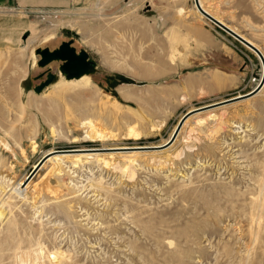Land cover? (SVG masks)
<instances>
[{
  "label": "rangeland",
  "instance_id": "obj_1",
  "mask_svg": "<svg viewBox=\"0 0 264 264\" xmlns=\"http://www.w3.org/2000/svg\"><path fill=\"white\" fill-rule=\"evenodd\" d=\"M65 3L0 5V264H264V85L190 114L167 147L119 148L164 144L190 109L251 92L259 56L194 0ZM204 3L264 54V0ZM71 38L96 63L91 83L58 92L59 74L36 93L32 49ZM92 100L108 102L103 140L85 123ZM132 124L143 138H124ZM62 149L77 151L15 190Z\"/></svg>",
  "mask_w": 264,
  "mask_h": 264
},
{
  "label": "water",
  "instance_id": "obj_2",
  "mask_svg": "<svg viewBox=\"0 0 264 264\" xmlns=\"http://www.w3.org/2000/svg\"><path fill=\"white\" fill-rule=\"evenodd\" d=\"M194 2L196 4V6L199 8V10L204 14V16L209 18L211 21H213L219 27L228 31L234 37H236L240 41L244 42L247 46H249L251 49L256 51L257 54L259 55L260 59L262 60L263 64H264V54L262 53V51L260 50L259 47H257L255 44L248 42L245 38H243L234 29L228 27L224 23H222L219 20H217L216 18H214L210 13H208L205 9H203V7L200 4V0H194ZM74 43H75V39L71 38L69 40H63L61 42V44L54 49H50L49 47H44V48L39 47V48L35 49L36 55L39 56V59L37 61V65L41 68H46V70H44L43 72H41L40 74H38L35 77L36 80H39V79L45 77V80H43L41 83L34 86L33 89L36 93H38V94L42 93V91L45 88L49 87L54 82H56L59 74H62L63 76L66 77V79L70 80V79H74V78H81L85 74H94L96 72V70H97V68H96L97 66L95 65L96 63L90 57V53L88 52V50L86 48L78 49ZM53 63H59V66H58L59 71L58 72H54L52 70V64ZM263 85H264V76H263L260 84L251 92H248V93L242 94V95H237V96H234L231 98H226V99L220 100L218 102H213V103H210L211 105L207 104V105L199 107L198 110L187 112L184 115V117L182 118V120L180 121L176 130L174 131L172 137L167 142H165L164 144H161L160 146L159 145H150L146 149H159V148H164V147L171 145L175 141V139L177 138L179 131H180V128L183 124V121L193 112H196L199 110H204V109L215 108V107H219V106H223L226 104H230L233 102L243 100L247 97L255 95L257 90L262 88ZM64 150H67L70 152L77 151L76 149H62V150H58V151H64ZM49 156L50 155L47 154L40 161V163L37 165L35 170L31 173V175L24 182V185H26L27 182L31 179V177L40 169V167L42 166L44 161Z\"/></svg>",
  "mask_w": 264,
  "mask_h": 264
},
{
  "label": "bare ground",
  "instance_id": "obj_3",
  "mask_svg": "<svg viewBox=\"0 0 264 264\" xmlns=\"http://www.w3.org/2000/svg\"><path fill=\"white\" fill-rule=\"evenodd\" d=\"M195 3V2H194ZM200 4H201V6L203 7V9H205L208 13H210L214 18H216L217 20H219L220 22H222V23H224L225 24V21L222 19V18H220V16H218V14L217 13H214L213 12V10H210V8H208L207 6H206V4L204 3V0H200ZM196 5V4H195ZM196 12H198L197 14H198V17L199 18H203V17H206V16H204V14L199 10V8L196 6ZM180 13H182L183 15H186L187 17H188V12L183 8V7H181V9H180ZM207 18V17H206ZM209 19V18H208ZM210 20V19H209ZM225 25H227V24H225ZM228 26V25H227ZM228 27H230V26H228ZM231 28V27H230ZM232 29H234V28H232ZM236 32H238L237 31V29H234ZM47 32V31H46ZM41 33V32H40ZM239 33V32H238ZM240 34V33H239ZM55 35H56V33L55 32H50V33H47V35H45V41L47 42V41H50L51 39H53L54 37H55ZM243 38H245L248 42H250V43H252V44H255L251 39H249L248 37H246L244 34H240ZM35 40V39H34ZM30 42V41H29ZM244 43V42H243ZM245 44V43H244ZM27 45L28 44H26L24 47H27ZM256 45V44H255ZM24 50H26V49H24ZM254 51V50H253ZM256 54H257V52L256 51H254ZM32 53H33V56H34V64H33V67H35L36 65H37V61H38V59H39V57L36 55V53H35V47L32 49ZM258 55V54H257ZM259 56V55H258ZM260 58V57H259ZM38 67V66H37ZM36 70V69H35ZM61 78H62V80L61 81H59V82H57L56 84H54L53 85V87L55 86V85H57L58 87H57V91L58 92H60L62 89H65V88H68V87H74V84H84V85H86V84H89V83H91V76L90 75H84V76H82L81 78H76V79H72V80H68V79H66L65 78V76H61ZM190 85V84H189ZM264 87V86H263ZM262 88H260L259 90H257V92H256V94L258 93V92H260V90H261ZM120 92L124 95V96H126V97H130V92H131V89H129V88H126V87H122L121 89H120ZM186 92V91H185ZM200 92H201V94H205V92H206V90H205V88L204 87H202L201 89H200ZM240 95H242V94H240ZM251 97V96H250ZM103 98V97H102ZM149 98V97H148ZM248 98V97H247ZM141 99H143V98H141ZM180 99H181V101H186L187 99H188V95L185 93V94H182V96L180 97ZM246 99V98H245ZM101 100V99H100ZM97 101L96 102V105H95V102L92 100V102H94V105H93V108L92 109H90V107L89 108H87L85 111H84V114H89V117L87 118V120L88 121H85V123L88 125V127H90L91 128V130L92 131H96V133L99 135V137H100V140H103L104 138H105V127H103L101 124H98L97 122H96V120H95V117L96 118H100V117H104V114L105 113H102L104 110L105 111H107V101H104V103H102V101ZM104 100V99H103ZM149 100V99H148ZM218 102V101H217ZM115 105H117L118 106V104H115ZM211 105V104H210ZM94 106H96V107H94ZM198 108L199 107H197V108H192V109H190V111L189 112H191V111H195V110H198ZM110 109V108H109ZM115 108H111V110L110 111H112V110H114ZM118 110V109H117ZM99 112V113H98ZM194 113V112H193ZM124 138H126V139H135V140H139V139H141V138H143V133H142V131H141V129L138 127V126H136V125H129V127H128V129H127V133H126V135H125V137ZM77 140V139H76ZM160 146V145H159ZM108 148H111V147H108ZM120 149H128V148H130V150L131 149H139V148H142V149H145L146 150V148H148V146H134V147H128V146H123V147H119ZM160 150V149H159ZM128 151V150H127ZM55 153H62L61 155H63V156H66V155H70L71 153H70V151H67V150H64V151H58V150H50L49 151V153H48V155H53V154H55ZM81 155H82V153H80ZM58 156V155H57ZM57 156H55V157H50V159L49 160H54V159H56V157ZM133 157V155H130V158H128V167L129 166H131V164L135 161V159L134 158H132ZM23 185H24V182L23 181H21V182H19L16 186H15V190H21L22 188H23ZM28 186V185H27ZM66 257V256H65ZM59 260H60V262L61 261H64V257L62 256V254H60V258H59Z\"/></svg>",
  "mask_w": 264,
  "mask_h": 264
},
{
  "label": "crops",
  "instance_id": "obj_4",
  "mask_svg": "<svg viewBox=\"0 0 264 264\" xmlns=\"http://www.w3.org/2000/svg\"><path fill=\"white\" fill-rule=\"evenodd\" d=\"M69 0H18V3L24 4L25 8L30 9V12H38L46 9H55L57 10L59 7H63L66 5L65 2ZM211 1V0H209ZM11 0H0L1 4H8ZM20 25V23H19ZM56 48V47H55ZM53 85V84H52Z\"/></svg>",
  "mask_w": 264,
  "mask_h": 264
},
{
  "label": "flooded vegetation",
  "instance_id": "obj_5",
  "mask_svg": "<svg viewBox=\"0 0 264 264\" xmlns=\"http://www.w3.org/2000/svg\"><path fill=\"white\" fill-rule=\"evenodd\" d=\"M91 57V56H90ZM97 68V67H96ZM43 80H45V77H43V78H41V79H39V82H38V84L39 83H41Z\"/></svg>",
  "mask_w": 264,
  "mask_h": 264
}]
</instances>
